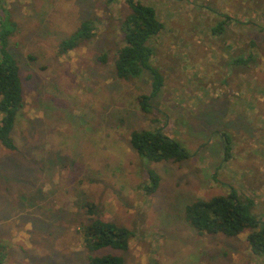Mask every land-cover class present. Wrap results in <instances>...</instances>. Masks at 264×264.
<instances>
[{
    "label": "rangeland",
    "instance_id": "obj_1",
    "mask_svg": "<svg viewBox=\"0 0 264 264\" xmlns=\"http://www.w3.org/2000/svg\"><path fill=\"white\" fill-rule=\"evenodd\" d=\"M142 1L163 25L147 43L163 77L154 96L150 70L127 80L115 71L127 0H0L24 96L17 149L0 143V264H89L104 253L124 264H264L249 231L201 234L186 219L193 201L233 191L263 219L264 0ZM88 20L92 37L62 53ZM148 128L189 157L141 156L131 133ZM96 218L128 227L129 249L92 253L84 236Z\"/></svg>",
    "mask_w": 264,
    "mask_h": 264
},
{
    "label": "trees",
    "instance_id": "obj_2",
    "mask_svg": "<svg viewBox=\"0 0 264 264\" xmlns=\"http://www.w3.org/2000/svg\"><path fill=\"white\" fill-rule=\"evenodd\" d=\"M131 12L121 20L124 33V44L117 50L115 71L119 78L130 79L140 76L145 70L152 74L153 94L157 95L163 84L162 75L153 68L151 57L153 50L148 41L159 34L163 25L158 19L157 11L142 0H127ZM0 15V143L11 150L17 149L12 136L18 112L23 107V85L20 78V67L15 56L9 51V37L12 35L13 21ZM6 18V19H5ZM13 22V23H12ZM91 20L84 21L80 29L69 39L62 41V53L75 49L83 40H88L94 33L95 26ZM7 25L10 28H7ZM150 96L139 97L142 108L150 109L147 101ZM131 144L143 157L154 162L183 161L189 153L174 139L159 129H138L131 133ZM226 158L231 147L229 139L225 140ZM160 182L159 175L149 172L146 189L155 191ZM252 201L249 205L252 206ZM90 214L95 213L93 203L88 204ZM186 219L201 234L222 233L227 236H238L249 231L248 242L256 255H264V216L247 213L244 201L236 191L228 195H216L210 199H197L187 205ZM134 233L126 226L114 221L96 218L86 225L84 243L95 253L103 248L126 251ZM89 264H124V258L115 253L92 254Z\"/></svg>",
    "mask_w": 264,
    "mask_h": 264
}]
</instances>
